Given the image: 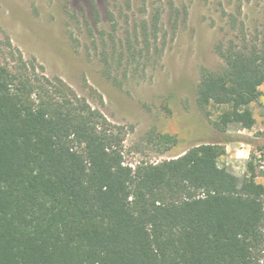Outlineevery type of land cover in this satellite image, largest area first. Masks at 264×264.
Masks as SVG:
<instances>
[{"label": "trees", "instance_id": "1", "mask_svg": "<svg viewBox=\"0 0 264 264\" xmlns=\"http://www.w3.org/2000/svg\"><path fill=\"white\" fill-rule=\"evenodd\" d=\"M158 14L141 28L140 54L159 40ZM238 31L215 45L224 65L202 68L196 87L201 111L221 110L222 133L254 127L264 88V31ZM36 70L22 56L0 62V264H261L264 185L235 182L219 164L223 143L125 165L123 129Z\"/></svg>", "mask_w": 264, "mask_h": 264}, {"label": "rangeland", "instance_id": "2", "mask_svg": "<svg viewBox=\"0 0 264 264\" xmlns=\"http://www.w3.org/2000/svg\"><path fill=\"white\" fill-rule=\"evenodd\" d=\"M157 13L159 40L140 54L141 28ZM241 28L249 37L264 31V0H0V62L15 66L22 56L121 127L125 165L157 164L221 142L219 164L235 182L264 185V88L250 105L251 130L231 125L222 133L214 126L221 110L196 104L201 69L224 65L215 45ZM162 135L176 143H161Z\"/></svg>", "mask_w": 264, "mask_h": 264}]
</instances>
